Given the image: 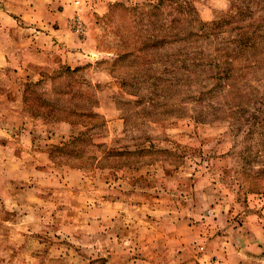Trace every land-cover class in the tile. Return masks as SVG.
<instances>
[{
	"label": "rangeland",
	"instance_id": "rangeland-1",
	"mask_svg": "<svg viewBox=\"0 0 264 264\" xmlns=\"http://www.w3.org/2000/svg\"><path fill=\"white\" fill-rule=\"evenodd\" d=\"M31 1L0 0V264H264V135L229 87L264 79L168 62L250 0Z\"/></svg>",
	"mask_w": 264,
	"mask_h": 264
},
{
	"label": "trees",
	"instance_id": "trees-1",
	"mask_svg": "<svg viewBox=\"0 0 264 264\" xmlns=\"http://www.w3.org/2000/svg\"><path fill=\"white\" fill-rule=\"evenodd\" d=\"M252 1H256V4L259 3L258 0H250L246 4V7L243 6L244 9H242L241 6H234V13L228 14L223 19L208 24L199 23L200 27L209 26V28H217L226 25L229 20L232 22L239 17V23H241H238L237 26H235L239 33L234 35L232 40H216L217 42L214 46L210 43L203 44V42L195 44L187 43L184 47L185 51L183 53L177 50V52L168 55V62H170V65L174 67L176 64L181 63L182 65L179 66V68H182V70L185 71L184 76L189 77L192 73L198 72V69L196 68L205 64V58L209 57V64H211V61H214V67L218 69L216 75L218 80H222L235 77L236 73L234 70L232 71L230 66L238 61L241 66V61L244 59L243 62L247 65L244 68H250L251 71L260 73L264 79V18L261 16L253 18L255 10L253 11L252 5H250V2ZM258 8L262 9L260 7ZM246 21L247 24H242L246 23ZM188 39L189 37H186L185 41H188ZM181 55H184L185 57H181ZM189 59H191L192 62L189 61L187 65V60ZM191 65L193 66L192 69L190 68ZM241 69H243L242 66ZM237 85L238 81L233 80V82H230L229 79V87L233 88V92L235 93L234 97L238 99V102H236L238 103V106L246 103L251 106L255 112L247 120L248 127L255 125L256 127L260 126L262 129L259 133H262L263 136L264 82L261 83L262 88L260 89L249 84H246L242 88H237ZM260 151L261 150H258L259 153Z\"/></svg>",
	"mask_w": 264,
	"mask_h": 264
},
{
	"label": "crops",
	"instance_id": "crops-1",
	"mask_svg": "<svg viewBox=\"0 0 264 264\" xmlns=\"http://www.w3.org/2000/svg\"><path fill=\"white\" fill-rule=\"evenodd\" d=\"M25 0H23V2H24ZM40 0H33V1H31V2H33L35 5L37 4V2H39ZM61 4H63V6H64V11H66L67 10V5H69V1L68 0H55V2L53 3V5H56V6H58V5H61ZM25 6L23 5L22 7H21V12L22 11H25ZM9 10V9H8ZM0 15H2L1 14V12H0ZM4 15V14H3ZM66 15L67 14H64L63 15V13L61 12V14H59V16L57 15V14H55V13H51V12H49V18H52L53 17V19H57V21L59 22V24H60V27H59V31L60 32H65V30H62V28H66V20H67V18H66Z\"/></svg>",
	"mask_w": 264,
	"mask_h": 264
}]
</instances>
